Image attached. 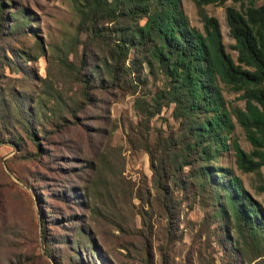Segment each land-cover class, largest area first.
Wrapping results in <instances>:
<instances>
[{
	"label": "rangeland",
	"instance_id": "374dc122",
	"mask_svg": "<svg viewBox=\"0 0 264 264\" xmlns=\"http://www.w3.org/2000/svg\"><path fill=\"white\" fill-rule=\"evenodd\" d=\"M14 1L8 10L21 9L19 20L26 29L12 32L14 22L9 18L0 37V99L5 97L2 90H10L15 101L31 107L39 126L51 127L54 112L80 98L81 85L70 74L68 62L83 56L84 70L97 71L94 77L98 82L101 50L90 44L86 33H77L75 0ZM179 2L189 24L205 34L196 1ZM230 3L208 2L202 7L218 18L224 49L237 62L235 39L226 22L225 5ZM135 75L148 79L135 92L113 86L93 89L74 123L67 120L59 131L41 139L44 149L37 158L16 157L20 150L13 141L0 142V264H56L40 236L41 214L54 210L65 216L64 231L70 233L72 223L86 224L113 264H144L143 221L148 218L147 201L154 194L153 172L147 152L134 145L129 135L137 138L135 131L139 130L141 114L136 101L148 105L162 78L149 72L146 64L127 78ZM219 85L234 127L228 135L230 147L214 163L239 177L264 213V165L259 170H241L231 146L236 141L246 151L252 148L236 116L237 108L246 109V98L243 90L229 83L220 80ZM171 110L172 105H162L152 116L150 127L177 125ZM14 113L20 116L17 107ZM27 148L33 150V145L27 142ZM223 192L218 191L221 207L228 209ZM179 195L175 234L168 240L164 215L152 209L149 216L151 233L146 242L150 264H165L161 254L165 248L166 264H226L223 257L228 258V243L223 238L225 234L237 237L231 215L230 221H219L214 217L218 213L210 205H201L198 197ZM68 214L81 215L66 217ZM52 226V231L62 230L60 224Z\"/></svg>",
	"mask_w": 264,
	"mask_h": 264
},
{
	"label": "trees",
	"instance_id": "16d2710c",
	"mask_svg": "<svg viewBox=\"0 0 264 264\" xmlns=\"http://www.w3.org/2000/svg\"><path fill=\"white\" fill-rule=\"evenodd\" d=\"M10 1L16 2L0 0V37L9 18L14 22L12 32L23 33L26 29L19 20L21 9L14 13L8 10ZM179 1L75 0L77 33H86L90 44L101 50L98 82L94 77L97 71H85L84 58L76 53L78 59L68 65L70 74L81 85L80 98L54 112L51 127L39 126L31 107H23L10 90H2L5 97L0 99V142L13 141L20 150L16 157L37 158L44 149L41 139L59 131L67 120L74 123L93 89L113 86L135 92L148 79L139 75L128 79L127 75L143 70L146 64L149 72L161 76L162 84L156 87L148 105L136 101L141 114L139 130L135 131L137 138L129 135L134 145L147 152L153 172L154 194L147 201L148 218L143 221L146 240L151 233L152 209L166 218L164 235L168 240L175 234L179 194H193L201 205H210L218 213L214 216L217 220L227 222L229 215L232 217L237 237L225 234L228 258L223 257L224 263L264 264V213L240 178L214 163L230 147L227 140L234 127L232 114L224 104L221 80L243 90L246 98V109L237 108L236 116L252 148L246 151L236 141L231 143L237 167L249 171L264 165V0H231L225 5L227 26L238 50L237 62L224 49L218 18L202 7L203 3L224 4L226 0H195L205 34L189 24ZM164 104L172 105L171 115L177 125L150 127L152 116ZM16 107L20 116L14 113ZM27 142L33 150L27 148ZM9 168L13 170L11 165ZM219 189L224 191L228 209L221 207ZM54 193L58 195L59 190ZM63 217L58 210L41 214V240L56 264H113L86 224L72 223L69 233L62 227ZM56 223L62 230L52 231ZM146 240L142 244L143 260L150 264ZM166 252V248L161 250L165 264Z\"/></svg>",
	"mask_w": 264,
	"mask_h": 264
}]
</instances>
